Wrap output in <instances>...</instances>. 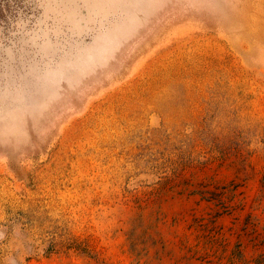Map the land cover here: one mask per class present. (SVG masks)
<instances>
[{
  "label": "rangeland",
  "instance_id": "rangeland-1",
  "mask_svg": "<svg viewBox=\"0 0 264 264\" xmlns=\"http://www.w3.org/2000/svg\"><path fill=\"white\" fill-rule=\"evenodd\" d=\"M0 264H264V0H0Z\"/></svg>",
  "mask_w": 264,
  "mask_h": 264
}]
</instances>
